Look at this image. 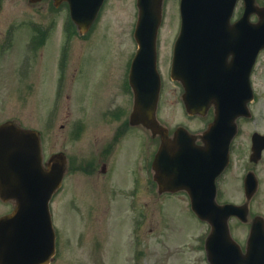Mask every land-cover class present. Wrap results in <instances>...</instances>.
I'll use <instances>...</instances> for the list:
<instances>
[{"label":"water","instance_id":"water-1","mask_svg":"<svg viewBox=\"0 0 264 264\" xmlns=\"http://www.w3.org/2000/svg\"><path fill=\"white\" fill-rule=\"evenodd\" d=\"M66 1L80 32L89 28L103 2ZM242 1L243 14L234 22L230 19L237 0L179 2L181 23L173 47L171 76L182 82V98L190 114H204L210 105L214 106V119L202 137L205 146H199L182 127L171 140L156 120L160 81L155 44L162 0H136L135 38L139 47L129 76L134 92L131 122L142 123L160 134L161 145L154 160L160 190H187L195 213L211 224L207 243L211 248L226 242L234 246L227 219L236 215L245 220L246 214L244 206L217 204L214 186L215 176L228 162L235 119L248 113L247 102L253 96L250 71L264 48V7L255 5V0ZM251 13L257 14V21H250ZM4 133L15 141L25 139L27 144L14 151L6 148L9 144L5 148L0 144V197L15 200L13 212L0 217V264H47L54 252L49 200L62 178L61 156L52 155L44 168L37 131L19 130L7 123L0 125V139ZM258 137L257 133L253 136L256 152L263 146ZM237 255L229 264H264L261 217L251 225L246 253Z\"/></svg>","mask_w":264,"mask_h":264},{"label":"rangeland","instance_id":"rangeland-1","mask_svg":"<svg viewBox=\"0 0 264 264\" xmlns=\"http://www.w3.org/2000/svg\"><path fill=\"white\" fill-rule=\"evenodd\" d=\"M25 1L27 0H17L16 7ZM178 3L179 0H164L163 4V21L158 33V65L163 85L158 101L157 117L162 124L170 129L182 124L196 130L204 126L211 118V110L204 116H188L181 100L182 87L178 81L169 76L171 44L178 32L180 22ZM256 3L264 5V0H256ZM36 8L37 5L35 7L31 5L30 16L38 18L40 13ZM241 10L242 4L239 1L234 17ZM67 14L66 9L55 13L59 17L55 35L52 38L53 43L49 42L48 47L46 45L48 49L46 53L44 52L41 64H38L39 51L35 54L31 51L30 119L28 123L32 128L48 133L45 148L50 153L55 152L57 144L59 145L57 135L60 134V131L56 132L55 129L57 120L54 112L58 97L60 96L61 99L64 119L67 117V120H70L78 116L81 110L89 112L94 102H102L97 100L112 94V91L107 94L104 74L107 81L111 80L109 85L114 83L118 73L119 75L122 73L125 61H129L135 49L132 33L137 18L136 0H106L98 21L90 33H85V35L78 33L72 23L65 21ZM60 17L63 23L61 21L59 23ZM250 19L256 21L257 17L251 15ZM73 32L74 35H72ZM68 34H70V40L67 43ZM58 37L59 40H57ZM65 46L66 56L63 58L62 49ZM61 59L64 60L61 64L63 80L60 85L56 86L53 79L54 65L59 68L58 62ZM127 65L128 63H126ZM78 66L83 70L80 80L76 77L73 78L74 70ZM40 70L41 79L38 80ZM90 75H93L94 79V81L91 80V84L88 82ZM99 75L104 77L103 80L98 79ZM251 79L256 94L249 107L255 113L256 123L245 125L242 136L254 126L260 131H264V52L258 56ZM94 90L96 93L92 94ZM125 95L126 97L131 96L128 88ZM77 107L79 108L77 109ZM20 114L22 115V111ZM43 117H47V130L42 124ZM83 143H88L87 136ZM236 149L238 148L236 147ZM245 149L246 147H239L238 150ZM144 151L145 149L142 150V152ZM143 177L145 183V173ZM260 179V194L255 199L249 200V207L252 215L258 214L264 218L262 168H260ZM234 181L236 185L239 184L238 179ZM68 185L70 191L74 192L69 197L76 198L85 213L75 214L70 211L67 202L65 203L67 195L52 199L51 206L53 214H55L54 223L56 222L54 225L59 229V240L58 253L49 264H134L132 262L133 248L129 238V230L132 228L134 219H139L141 222L140 238L143 245L142 253L138 259L139 264H207L204 260V251L199 248L198 241L204 225L188 209V199L185 193L178 192L172 196L159 197L144 193L138 214L130 211L119 214L114 211L113 205L107 210L106 207L109 204L117 202L109 197L104 201V209L89 216L85 205H82L86 191L79 180H70ZM230 185L232 182L227 181L224 191L222 190L223 199L221 201H225L224 198H226L230 202L242 203L244 200L238 195L240 190L232 192ZM236 185L235 187H237ZM125 202L127 204V201ZM6 207V204L0 202V213L5 211ZM247 224L235 221L230 223L234 235L237 234L239 237L244 233Z\"/></svg>","mask_w":264,"mask_h":264},{"label":"flooded vegetation","instance_id":"flooded-vegetation-1","mask_svg":"<svg viewBox=\"0 0 264 264\" xmlns=\"http://www.w3.org/2000/svg\"><path fill=\"white\" fill-rule=\"evenodd\" d=\"M16 2L17 0H0V124L11 122V124L20 129H30L31 126L28 122L30 119L31 51L34 54L39 51L40 59L38 60V64H41L49 42L50 44L51 42L53 43L52 38L55 35V29L58 24L57 18L59 17L55 13L60 10L56 9L54 0H38L33 4L27 0L19 7H16ZM31 5H38L37 10L40 16L34 18L36 20H33L30 16ZM58 6L60 8L67 7V3L62 1ZM60 21L61 17L59 18V23ZM57 40H59V37ZM54 66L53 79L57 86L63 80L61 76L62 70L57 68L56 65ZM82 73L83 70H74L73 78L76 77L80 80ZM40 77L41 70L37 77L38 80L41 79ZM104 77L107 84V94L111 91L112 94L97 100L102 102H94L89 112L81 110L78 116L67 120V117L65 119L62 117L63 111L60 96L55 102L54 112L57 120V127L55 129L56 132L60 131V134L57 135L59 145L55 142L57 149L52 153L64 154L65 162L63 178L59 188L54 193V197L62 198L64 195H67L68 201L66 200L65 203L67 202L68 209L75 214L80 212L85 213L83 208L77 203L76 198L69 197L74 192L70 191L68 181L76 179L79 180L81 186L86 191L82 205H85L89 216L94 212H100L104 209V201L109 199V197L117 200V202L109 204L106 207L107 210L113 205L114 211H117L119 214H122L124 211L138 214L140 212L141 198L144 193H150L152 196L158 195V197L172 196L176 193L159 192L158 184L155 180L153 163L159 149V135L152 134L150 130L144 128L140 123H130L133 95L131 90L132 96L126 97L125 95L128 83L126 67L122 69L120 75L118 73L117 80L110 85L108 83L111 80L107 81L105 74ZM104 77L99 75L98 79L103 80ZM92 79L93 75H90L88 78L89 84H91ZM83 82L85 83L86 80ZM97 87L99 86L97 85ZM95 93L96 90L92 94ZM21 111L22 115L20 114ZM253 115L255 113H252L247 118H238L239 131L231 144L229 164L215 180L216 197L218 200L223 199L222 190L224 191L227 181L229 183L232 182V185H230L232 192L238 189L240 190L238 192L239 197L243 200L246 199L248 197V193L245 191V179L247 176L253 181V187H256L254 192L249 193V199H255L260 194V168L263 170L264 177V148L258 154H255L252 146L253 133L257 131L264 135V131H260L254 126L242 136L245 125L256 123L255 117L252 118ZM208 122L209 120L205 124ZM42 124L45 130H47V117H43ZM204 129L200 128L198 131H193L197 137L196 142L199 144H202L199 134ZM173 130L169 129L170 135H172ZM86 136L89 145H87L88 143H83ZM40 139L43 151V163L45 165L48 156L52 154L47 152L45 148L48 141V133L41 130ZM85 144L86 146L83 148ZM236 147L238 149L239 147H246V149L239 151ZM144 149L145 151L142 152ZM48 153L50 154L48 155ZM144 173L146 178L145 183L143 181ZM236 179H238L240 185H236L234 181ZM182 193L184 194L185 192ZM185 194L188 198L187 193ZM224 199L227 200L226 198ZM125 201H127V204ZM0 202L7 206V209L0 213V216L11 212L15 206L14 198H10L5 202L0 197ZM253 216L250 214V217ZM229 221L230 223L232 221L238 222L235 217L229 218ZM251 221L244 222L248 224L241 237L237 234L236 236L234 235V230L230 225L231 235L242 252L246 248ZM201 223L204 225V229L199 239V248L204 251L206 263L210 264V257L213 258L216 254L218 258H213V260L227 261L230 258L232 260L233 254L237 252L235 247L226 242L223 245H215V248H218L210 250L207 246V236L209 235L210 226L207 222L203 221ZM56 231L57 238L58 227H56ZM140 232L141 222L139 219H134L132 228L129 230L130 244L133 248L132 262L134 264H139L138 259L142 253L143 243L140 238Z\"/></svg>","mask_w":264,"mask_h":264}]
</instances>
